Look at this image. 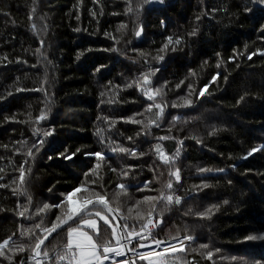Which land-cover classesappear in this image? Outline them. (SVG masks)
I'll return each instance as SVG.
<instances>
[{
    "label": "trees",
    "instance_id": "obj_1",
    "mask_svg": "<svg viewBox=\"0 0 264 264\" xmlns=\"http://www.w3.org/2000/svg\"><path fill=\"white\" fill-rule=\"evenodd\" d=\"M261 52L264 0H0V242L11 238L0 264H36L32 249L72 193L105 197L137 264L154 240L185 236L183 264H264V239H249L264 236ZM148 88L162 94L150 100ZM92 209L115 226L92 206L44 245L43 264H71L68 228ZM149 219L159 226L144 239ZM98 226L86 230L116 245Z\"/></svg>",
    "mask_w": 264,
    "mask_h": 264
},
{
    "label": "snow or ice",
    "instance_id": "obj_2",
    "mask_svg": "<svg viewBox=\"0 0 264 264\" xmlns=\"http://www.w3.org/2000/svg\"><path fill=\"white\" fill-rule=\"evenodd\" d=\"M161 2H163V0H161ZM128 11L131 12L132 9L131 7L128 8ZM193 35H195V32L192 33ZM137 36L140 35V32L138 31L136 33ZM179 39H177L175 41V43L179 44ZM172 43V38L169 37V44ZM168 45H165V48H167ZM260 55H264V52H261ZM249 59H251V55L248 57ZM158 59L163 60V57H158ZM219 67V65H218ZM150 74H145L143 77V84L144 85H149L151 83L150 78H149ZM216 77H213V80H215ZM183 83V82H182ZM131 86V85H130ZM139 86V85H138ZM177 87H179V85H177ZM205 89H201L200 90V96H203L205 94ZM147 93H150L148 95V98L151 100L153 99L155 96L161 95L162 94V90L161 89H156L155 92H153V90L151 88H148ZM192 103L191 100H186L185 101V106H190ZM156 108L160 109L161 113L163 111V108L161 105L157 104L155 105ZM151 110V109H149ZM44 116H41L40 119H44ZM137 122V121H134ZM154 123V122H153ZM162 139H165L164 137H162ZM260 149H253L252 152L258 151ZM113 151H119L121 153H129L130 150L127 148H123L120 147L118 149H113ZM156 151L159 153V158L161 160L162 163L164 164H170L174 158L172 157H168L167 155H165L160 149L159 147H157ZM252 152H249V155L252 154ZM132 156H136V152L134 150L131 151L130 153ZM179 153H177L178 155ZM29 155H31V153H29ZM95 156L98 158V160H103L104 157L101 155V153H95ZM67 159H71V156L66 157ZM97 167H99V165H97ZM204 171V170H201ZM222 171V170H221ZM169 175L174 176L175 180L177 182L180 181V173L179 170L177 169L174 172H170ZM21 182H23L24 179V173L23 171H21V176H20ZM118 187L120 189H124V185H118ZM167 188L171 189L172 188V182L169 181L168 184L166 185ZM204 187H207V185H205ZM76 191H80V189H77ZM73 194H69L65 199L66 200H70ZM96 199H86L83 201L82 207L79 209H73L71 207L68 208L67 212H64L62 214V216H58L56 217V222H53L51 227H47L44 228L43 231L44 233H46V235L44 236L43 239H38L35 247L32 249L33 252L36 253V255H39V249L41 248V245L44 244L45 240L48 239V237L52 234L55 233L58 229H60L63 225L68 224L69 221H75V219L81 215V212H83L85 209H87L88 205L91 204H101L104 206V208L107 210L108 213H111L113 210L111 209V207H109L108 201L105 199V197L103 195H101L100 193H96ZM162 199H165L167 201V203L171 204L173 202V197L171 195H168L166 197L161 196ZM148 200H155L157 198L154 197H148L145 198ZM175 203L179 204L180 203V198L176 197L175 198ZM139 203V202H138ZM50 207H61V205H55V206H50L48 204H45L43 206V208L40 209L41 212H44L46 210H49ZM153 207H155V205H153ZM129 211L131 212L132 209H129ZM212 209H209L207 213H205L204 215L207 216L211 213ZM20 215H24L23 212L20 213ZM97 216L100 217V220H102L104 222L105 225H107L109 228H111V239H115L116 240V245H118V247H114L110 240H106L103 244H99L96 240L93 239L92 235H89L88 232L83 231L81 228H76V227H69L68 228V232H67V244L65 245V248L67 250V252H71V261H74V264H93V262H99L101 261V259H108V256L106 255L107 253H115V255L117 256H122L124 255V252L121 250L123 248V245H121L120 243V239L117 238V226H114L111 223V220L101 214V212L97 211L96 213ZM139 215V214H138ZM151 215V213L149 214ZM142 219V217H141ZM82 223L84 226L93 229L97 234H99V226L97 224L96 221L92 220V219H83ZM157 223H153L151 219L148 220L147 223H145L143 225V229H148L149 225H151L153 228L157 227ZM37 228H40L41 225H36ZM124 230L128 229L127 225L123 226ZM132 236H140V232H136L135 230L129 232V237L131 238ZM144 239H146L147 237H143ZM173 239H177L176 237H173ZM194 239V237L192 236H185L184 240L187 241H192ZM249 239H264V236L262 237H249ZM11 238L5 239L3 242H0V256L4 255V249L10 244ZM153 243H155V245L157 246V248H159L161 246V244H166L167 242L165 241H160V240H154ZM183 243L184 241L181 240L180 244L181 247L179 249L176 248L175 244H170L167 247H165L161 252H149L146 254H140L139 255V259L142 260H148L149 264H169V258L171 257L172 260H174L176 262V264H183V258L176 255L177 252H184L185 248L183 247ZM140 247H145V245L141 244ZM200 247L202 249H207L208 245L206 244H202L200 245ZM103 249V252L105 253V255L103 257L100 256L99 254V249ZM19 251L23 252L25 251V248L23 246H19ZM193 251H195V249H193ZM45 256L48 255L47 252L44 253ZM213 253L211 251H208L206 253V258L207 259H212ZM150 257H154V259H150ZM66 257L64 255L59 256L60 260H64ZM37 264H39V262H37ZM125 264H127V262H125Z\"/></svg>",
    "mask_w": 264,
    "mask_h": 264
},
{
    "label": "rangeland",
    "instance_id": "obj_3",
    "mask_svg": "<svg viewBox=\"0 0 264 264\" xmlns=\"http://www.w3.org/2000/svg\"><path fill=\"white\" fill-rule=\"evenodd\" d=\"M159 2H161V0H148V5H151V4H157V3H159ZM72 194H73V193H72ZM84 200H85V198L82 199L81 202H80L79 200H77L75 197L72 196L71 199L68 200L69 203H70V206H69V207H71V208H73V209H78V208L83 204V201H84ZM77 203L80 204L78 207H77V206H73V205H76ZM97 211H99V212H101V214L107 216L106 212L103 211V210H100V209H92V210L89 211V216H87V217L84 218V219H92V220L96 221L97 224H99V221H102V220H100V217L96 215ZM107 217H108V216H107ZM108 218H109V217H108ZM82 220H83V219H82ZM82 220L79 221V225H80V226H77L76 228H81L83 231L87 232L86 229H91V228H88V227L84 226L83 223H82ZM89 235H90V234H89ZM170 244H171V243H170ZM170 244L162 245V246H161V249L163 250L165 247H167V246L170 245ZM114 247H118V245H114ZM180 247H181V246H180ZM180 247H176V248H180ZM121 250H122V249H121ZM122 251H123V250H122ZM151 252H152V251H151ZM146 253H149V252H146ZM146 253H144V254H146ZM99 254H100L101 257H103V256L105 255L104 252H103L102 254L99 252ZM71 255H72V253H71ZM106 255L108 256V259H101V261H99V262H95V261H94L93 264H122L121 259L124 258V257H123L124 255H122V256H117V255H115V253H107ZM122 257H123V258H122ZM71 264H74V261H71Z\"/></svg>",
    "mask_w": 264,
    "mask_h": 264
},
{
    "label": "water",
    "instance_id": "obj_4",
    "mask_svg": "<svg viewBox=\"0 0 264 264\" xmlns=\"http://www.w3.org/2000/svg\"><path fill=\"white\" fill-rule=\"evenodd\" d=\"M95 200V199H93ZM95 205H101V204H91V205H88L87 209H85L83 212H81V215L78 216L75 221L80 218L82 215H84L92 206H95ZM102 207H104L103 205H101ZM82 205L79 207L81 208ZM110 207V206H109ZM78 208V209H79ZM112 209V208H111ZM113 210V209H112ZM110 215L113 217V220H114V223H115V226H117V233H118V237L120 239V243L121 245H123V252H124V259L129 263V264H137L136 261H135V255H133L132 253H130L129 251V247H128V244H127V240L124 236V231H123V227L121 225V222H120V218L118 216V214L113 210ZM72 222L74 221H69L68 224L66 225H63L60 229H58L55 233H52L47 240H45L44 244L41 245V248L39 249V252L42 250V248L44 247V245L54 236L56 235L58 232H60L61 230L65 229L67 226H69ZM46 235V234H45ZM44 235V236H45ZM44 236L41 238L43 239ZM33 256H34V260H35V263L37 264V262H39V264H43V261H42V258H41V255H36L35 252H33Z\"/></svg>",
    "mask_w": 264,
    "mask_h": 264
},
{
    "label": "built area",
    "instance_id": "obj_5",
    "mask_svg": "<svg viewBox=\"0 0 264 264\" xmlns=\"http://www.w3.org/2000/svg\"><path fill=\"white\" fill-rule=\"evenodd\" d=\"M159 226V224H157V227ZM156 228V227H155ZM151 229H154L151 225H149V227H148V229H145V231L143 232V234H142V237H149L150 236V230ZM181 240H183V241H186V240H184V237H182V238H180L177 242H173V244H175L176 245V247H180L181 246V244H180V241ZM162 251V249H160V248H157V249H155L154 251H152V252H161ZM125 262H127L126 260H124L123 261V264H125Z\"/></svg>",
    "mask_w": 264,
    "mask_h": 264
},
{
    "label": "bare ground",
    "instance_id": "obj_6",
    "mask_svg": "<svg viewBox=\"0 0 264 264\" xmlns=\"http://www.w3.org/2000/svg\"><path fill=\"white\" fill-rule=\"evenodd\" d=\"M186 243H187V240H186V241H184L183 245H184V244H186Z\"/></svg>",
    "mask_w": 264,
    "mask_h": 264
},
{
    "label": "crops",
    "instance_id": "obj_7",
    "mask_svg": "<svg viewBox=\"0 0 264 264\" xmlns=\"http://www.w3.org/2000/svg\"><path fill=\"white\" fill-rule=\"evenodd\" d=\"M79 206V204L77 203V207ZM121 261H122V259H121Z\"/></svg>",
    "mask_w": 264,
    "mask_h": 264
}]
</instances>
